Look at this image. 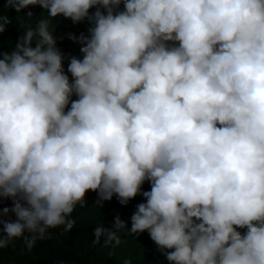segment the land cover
<instances>
[{
    "label": "clouds",
    "instance_id": "obj_1",
    "mask_svg": "<svg viewBox=\"0 0 264 264\" xmlns=\"http://www.w3.org/2000/svg\"><path fill=\"white\" fill-rule=\"evenodd\" d=\"M29 6L46 17L0 45V249L69 232L91 190L145 198L94 245L147 231L169 264H264V0L0 5ZM61 15L91 25L68 34L82 58L57 47Z\"/></svg>",
    "mask_w": 264,
    "mask_h": 264
},
{
    "label": "trees",
    "instance_id": "obj_2",
    "mask_svg": "<svg viewBox=\"0 0 264 264\" xmlns=\"http://www.w3.org/2000/svg\"><path fill=\"white\" fill-rule=\"evenodd\" d=\"M3 4L4 0H0V5ZM28 11H32L34 16L28 17L26 15ZM90 11H95V8ZM0 14L11 19L7 30L0 34V45L3 50L11 51L26 28L35 27L41 18L46 17L47 12L39 6H29L20 13L15 9L0 7ZM49 22L50 28L55 27L57 47L66 56L82 58L79 51L81 45L69 39L68 34L79 36L83 32L87 35L90 23L85 20L74 24L70 18H64L62 15L53 20L49 18ZM61 37L63 39H60ZM63 66L67 73V59L63 61ZM68 75L71 79V74ZM75 98L73 96V99ZM142 190H150L149 182L143 184ZM85 199L86 206L77 205L72 213L76 224L69 232L63 231L62 228L51 229L46 238L38 240L31 251L25 247L22 239L15 240L7 248L0 249V264H124L125 260L131 261V264H169L166 258L156 251V245L147 231L139 236L128 235L124 231L118 232L121 240L119 245L113 242L104 246L103 237L100 244L92 243L95 239L94 229L99 225L113 229L117 215L130 228V217L135 212L136 205L145 200L142 195H137L127 205H121L116 196H113L112 200L104 201L102 206H97V193L91 190L86 193ZM11 203V200H4L0 208L10 207ZM9 217L15 219L12 213L3 218Z\"/></svg>",
    "mask_w": 264,
    "mask_h": 264
}]
</instances>
